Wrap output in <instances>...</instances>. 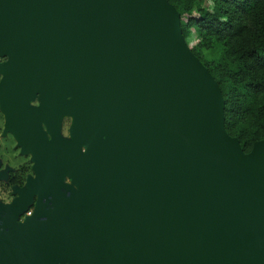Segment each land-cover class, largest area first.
Wrapping results in <instances>:
<instances>
[{
    "label": "water",
    "instance_id": "obj_1",
    "mask_svg": "<svg viewBox=\"0 0 264 264\" xmlns=\"http://www.w3.org/2000/svg\"><path fill=\"white\" fill-rule=\"evenodd\" d=\"M3 57L35 177L0 202V264H264V139L227 132L169 0H0Z\"/></svg>",
    "mask_w": 264,
    "mask_h": 264
},
{
    "label": "trees",
    "instance_id": "obj_2",
    "mask_svg": "<svg viewBox=\"0 0 264 264\" xmlns=\"http://www.w3.org/2000/svg\"><path fill=\"white\" fill-rule=\"evenodd\" d=\"M169 1L191 50L222 89L227 132L250 152L264 139V0H212V7L206 0Z\"/></svg>",
    "mask_w": 264,
    "mask_h": 264
},
{
    "label": "flooded vegetation",
    "instance_id": "obj_3",
    "mask_svg": "<svg viewBox=\"0 0 264 264\" xmlns=\"http://www.w3.org/2000/svg\"><path fill=\"white\" fill-rule=\"evenodd\" d=\"M7 60V57L0 58V63H3ZM1 79L2 76L0 75V81ZM30 106L39 107L38 96L30 101ZM6 123L7 117L0 106V202L3 204L11 203L12 200L19 195L18 190L28 189V178L35 177L32 155L22 152L23 147L19 145L16 134L10 130H6ZM71 124L72 118L68 116L64 117L61 124V135L64 138H71ZM42 126L46 131V126ZM21 133L25 140H32L33 137H36L34 127L29 121L24 120L22 123ZM48 136L49 139H51L50 134H48ZM27 144L32 145L28 142ZM32 146L33 147L31 148L34 150H39V148L35 147L34 145ZM82 150H86L85 147H83ZM66 182L71 183V179L66 178ZM36 199V196L33 197V203H31L27 209V211L31 210V214H26L27 211H25L21 215L20 220H23L25 216L33 215L35 211Z\"/></svg>",
    "mask_w": 264,
    "mask_h": 264
},
{
    "label": "rangeland",
    "instance_id": "obj_4",
    "mask_svg": "<svg viewBox=\"0 0 264 264\" xmlns=\"http://www.w3.org/2000/svg\"><path fill=\"white\" fill-rule=\"evenodd\" d=\"M207 1V3H206V6L208 5L209 7H212L213 6V3H212V0H206ZM194 16H196V17H199V14L198 13H194L193 14ZM189 18V16L188 15H185L184 16V20H187ZM196 33H193V35H192V37H190L189 39H188V41L189 42H191V44L193 45L194 43H196ZM193 42V43H192ZM190 44V45H191Z\"/></svg>",
    "mask_w": 264,
    "mask_h": 264
},
{
    "label": "built area",
    "instance_id": "obj_5",
    "mask_svg": "<svg viewBox=\"0 0 264 264\" xmlns=\"http://www.w3.org/2000/svg\"><path fill=\"white\" fill-rule=\"evenodd\" d=\"M26 214H31V210H28V211L26 212Z\"/></svg>",
    "mask_w": 264,
    "mask_h": 264
}]
</instances>
